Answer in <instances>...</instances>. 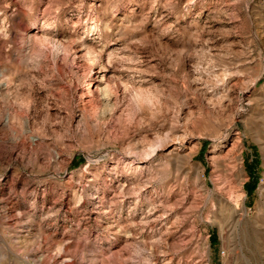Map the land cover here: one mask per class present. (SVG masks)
Segmentation results:
<instances>
[{
    "label": "rangeland",
    "instance_id": "1",
    "mask_svg": "<svg viewBox=\"0 0 264 264\" xmlns=\"http://www.w3.org/2000/svg\"><path fill=\"white\" fill-rule=\"evenodd\" d=\"M0 264H264V0H0Z\"/></svg>",
    "mask_w": 264,
    "mask_h": 264
},
{
    "label": "bare ground",
    "instance_id": "2",
    "mask_svg": "<svg viewBox=\"0 0 264 264\" xmlns=\"http://www.w3.org/2000/svg\"><path fill=\"white\" fill-rule=\"evenodd\" d=\"M236 168H237V167H236ZM236 170H237V169H236ZM238 171H239V170H238ZM237 173H238V172H237ZM230 174H231V173H230ZM236 175H237V174H236ZM228 176H229V175H228ZM233 178H234V176H233ZM233 178H232V180H233ZM234 187H235V186H234ZM235 189H236V188H235ZM232 190H233V189H232ZM234 193H235V192H234ZM238 193H240V192H238ZM236 194H237V193H236ZM236 194H235V195H236ZM233 196H234V195H233ZM236 196L238 197L239 195L237 194ZM237 202H238V201H237ZM237 202H236V203H237Z\"/></svg>",
    "mask_w": 264,
    "mask_h": 264
}]
</instances>
